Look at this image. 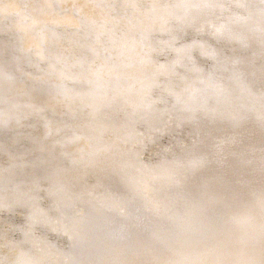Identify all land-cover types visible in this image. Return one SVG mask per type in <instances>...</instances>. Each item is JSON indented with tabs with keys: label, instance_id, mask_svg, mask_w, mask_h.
Instances as JSON below:
<instances>
[{
	"label": "bare ground",
	"instance_id": "6f19581e",
	"mask_svg": "<svg viewBox=\"0 0 264 264\" xmlns=\"http://www.w3.org/2000/svg\"><path fill=\"white\" fill-rule=\"evenodd\" d=\"M0 264H264V0H0Z\"/></svg>",
	"mask_w": 264,
	"mask_h": 264
}]
</instances>
